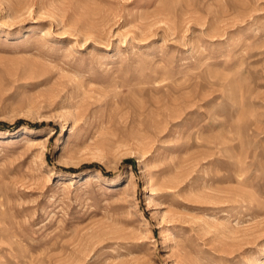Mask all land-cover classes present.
I'll use <instances>...</instances> for the list:
<instances>
[{
  "label": "rangeland",
  "instance_id": "rangeland-1",
  "mask_svg": "<svg viewBox=\"0 0 264 264\" xmlns=\"http://www.w3.org/2000/svg\"><path fill=\"white\" fill-rule=\"evenodd\" d=\"M0 264H264V0H0Z\"/></svg>",
  "mask_w": 264,
  "mask_h": 264
}]
</instances>
